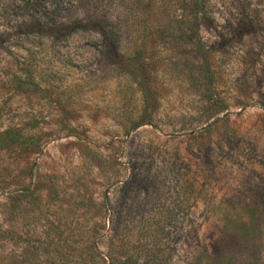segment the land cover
<instances>
[{
	"label": "rangeland",
	"instance_id": "rangeland-1",
	"mask_svg": "<svg viewBox=\"0 0 264 264\" xmlns=\"http://www.w3.org/2000/svg\"><path fill=\"white\" fill-rule=\"evenodd\" d=\"M0 44L38 137L0 149V264H264V0H0Z\"/></svg>",
	"mask_w": 264,
	"mask_h": 264
},
{
	"label": "trees",
	"instance_id": "trees-1",
	"mask_svg": "<svg viewBox=\"0 0 264 264\" xmlns=\"http://www.w3.org/2000/svg\"><path fill=\"white\" fill-rule=\"evenodd\" d=\"M32 7L36 5L33 1L30 4ZM40 8V7H39ZM38 8L37 12L42 14L40 12V9ZM34 10V9H33ZM44 13V12H43ZM81 30H89V31H95L99 35L101 34L103 42H105L108 46V51H113L116 53V44L108 40L106 38V33L104 31V28L98 27L96 22L94 20L91 21L90 26H81ZM29 45L33 46L35 49L36 43L34 40H31ZM8 47H13L12 44H7ZM1 47V44H0ZM38 61H36L35 57L29 59L22 58L19 62H17L16 65H12L14 72H23L25 75L20 74L19 76H11L10 80H7L8 84H15V88L13 89L16 93H23L22 86L23 85H29L31 86L35 91L37 90V86L34 81V74L33 72H38ZM117 66H115L116 69ZM38 145V137L36 134H34V130L32 126H29V129L26 128V125H14L11 128H6L3 131H0V149L4 146H14L16 148H27V147H35ZM227 264H232L230 261H227ZM193 264H213V261L210 259H205V254L199 253L194 258ZM240 264H244L241 262Z\"/></svg>",
	"mask_w": 264,
	"mask_h": 264
}]
</instances>
